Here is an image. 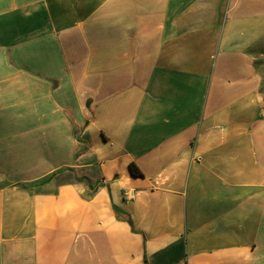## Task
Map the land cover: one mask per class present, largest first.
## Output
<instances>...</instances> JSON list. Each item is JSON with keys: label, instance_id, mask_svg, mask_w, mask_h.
I'll return each instance as SVG.
<instances>
[{"label": "crops", "instance_id": "obj_1", "mask_svg": "<svg viewBox=\"0 0 264 264\" xmlns=\"http://www.w3.org/2000/svg\"><path fill=\"white\" fill-rule=\"evenodd\" d=\"M0 264H264V0H0Z\"/></svg>", "mask_w": 264, "mask_h": 264}, {"label": "built area", "instance_id": "obj_2", "mask_svg": "<svg viewBox=\"0 0 264 264\" xmlns=\"http://www.w3.org/2000/svg\"><path fill=\"white\" fill-rule=\"evenodd\" d=\"M135 197V193L132 190H125L123 192V198L125 201H132Z\"/></svg>", "mask_w": 264, "mask_h": 264}, {"label": "trees", "instance_id": "obj_3", "mask_svg": "<svg viewBox=\"0 0 264 264\" xmlns=\"http://www.w3.org/2000/svg\"><path fill=\"white\" fill-rule=\"evenodd\" d=\"M131 170H132L133 175H135V176L140 175V172L138 169H136L135 165L131 166Z\"/></svg>", "mask_w": 264, "mask_h": 264}, {"label": "rangeland", "instance_id": "obj_4", "mask_svg": "<svg viewBox=\"0 0 264 264\" xmlns=\"http://www.w3.org/2000/svg\"><path fill=\"white\" fill-rule=\"evenodd\" d=\"M64 179H65V180H67V179H68V176H67V177H65ZM68 180H70V179H68Z\"/></svg>", "mask_w": 264, "mask_h": 264}]
</instances>
